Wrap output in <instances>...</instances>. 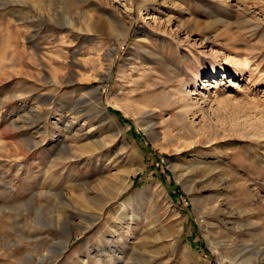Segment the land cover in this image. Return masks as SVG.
<instances>
[{
	"label": "rangeland",
	"instance_id": "374dc122",
	"mask_svg": "<svg viewBox=\"0 0 264 264\" xmlns=\"http://www.w3.org/2000/svg\"><path fill=\"white\" fill-rule=\"evenodd\" d=\"M0 264H264V0H0Z\"/></svg>",
	"mask_w": 264,
	"mask_h": 264
},
{
	"label": "bare ground",
	"instance_id": "6f19581e",
	"mask_svg": "<svg viewBox=\"0 0 264 264\" xmlns=\"http://www.w3.org/2000/svg\"><path fill=\"white\" fill-rule=\"evenodd\" d=\"M238 63H240L241 65H247L248 64V61L247 60H245V61H241V60H239L238 59V61H237Z\"/></svg>",
	"mask_w": 264,
	"mask_h": 264
}]
</instances>
